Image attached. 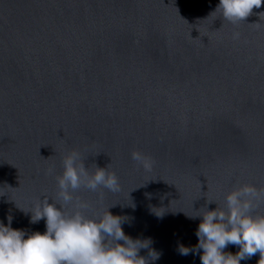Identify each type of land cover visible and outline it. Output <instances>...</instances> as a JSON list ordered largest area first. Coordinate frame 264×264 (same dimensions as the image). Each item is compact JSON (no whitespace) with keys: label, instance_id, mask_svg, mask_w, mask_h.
<instances>
[{"label":"water","instance_id":"1","mask_svg":"<svg viewBox=\"0 0 264 264\" xmlns=\"http://www.w3.org/2000/svg\"><path fill=\"white\" fill-rule=\"evenodd\" d=\"M218 4L0 0V223L43 234L28 211L52 202L61 158L77 150L121 189L102 201L78 190L85 215L121 217L126 236L149 241L139 250L148 264H201L202 217L192 216L237 184L264 188V3L237 25ZM133 150L155 161L151 171Z\"/></svg>","mask_w":264,"mask_h":264},{"label":"clouds","instance_id":"2","mask_svg":"<svg viewBox=\"0 0 264 264\" xmlns=\"http://www.w3.org/2000/svg\"><path fill=\"white\" fill-rule=\"evenodd\" d=\"M262 3L264 0H219L214 12L237 25ZM239 36V32H233L232 38L237 40ZM130 155L137 165L151 171L155 161L150 156L137 150ZM83 161L77 150H69L62 156V172L54 177L56 193L52 202L44 195L28 211L33 223L45 220L43 234L33 232L25 239L24 231L10 227L11 217L9 226L0 223V264H148L139 250L147 248L149 241L126 236L121 217L112 215L108 208L85 215L91 205L76 195L78 190L97 193L102 201L105 189L112 193L121 189L118 177L108 166L92 165L89 171ZM261 204H264V188L243 183L225 194L222 205L217 204L211 211L202 208V212L193 215V218L202 217L196 231L199 241L196 248L203 250L201 264H240L257 253L260 255L257 264H264V212L258 211ZM229 244L238 246L239 251L234 255L224 252ZM180 251L183 255L189 253L187 248ZM149 256L152 260L159 258L152 250Z\"/></svg>","mask_w":264,"mask_h":264}]
</instances>
